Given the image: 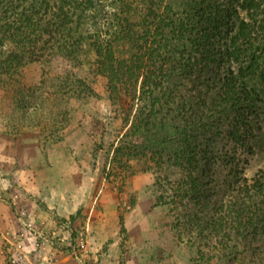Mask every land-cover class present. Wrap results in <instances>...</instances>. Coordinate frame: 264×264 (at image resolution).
<instances>
[{
    "label": "trees",
    "instance_id": "1",
    "mask_svg": "<svg viewBox=\"0 0 264 264\" xmlns=\"http://www.w3.org/2000/svg\"><path fill=\"white\" fill-rule=\"evenodd\" d=\"M46 53L131 101L110 163L153 174L178 242L264 264V171L246 178L236 152L264 109V0H0V84L18 91Z\"/></svg>",
    "mask_w": 264,
    "mask_h": 264
},
{
    "label": "rangeland",
    "instance_id": "2",
    "mask_svg": "<svg viewBox=\"0 0 264 264\" xmlns=\"http://www.w3.org/2000/svg\"><path fill=\"white\" fill-rule=\"evenodd\" d=\"M17 80L0 84L1 264H204L175 239L153 174L110 163L128 98L111 103L90 65L47 53ZM258 122L236 151L246 178L264 171V109Z\"/></svg>",
    "mask_w": 264,
    "mask_h": 264
},
{
    "label": "built area",
    "instance_id": "3",
    "mask_svg": "<svg viewBox=\"0 0 264 264\" xmlns=\"http://www.w3.org/2000/svg\"><path fill=\"white\" fill-rule=\"evenodd\" d=\"M17 247H19V245H14V248L15 249H17ZM9 251V250H8ZM25 257V256H24ZM9 262L11 263V264H17V261H16V258L15 257H13L12 255L10 256V260H9Z\"/></svg>",
    "mask_w": 264,
    "mask_h": 264
},
{
    "label": "crops",
    "instance_id": "4",
    "mask_svg": "<svg viewBox=\"0 0 264 264\" xmlns=\"http://www.w3.org/2000/svg\"><path fill=\"white\" fill-rule=\"evenodd\" d=\"M28 240L30 239V238H27ZM0 264H1V260H0Z\"/></svg>",
    "mask_w": 264,
    "mask_h": 264
}]
</instances>
